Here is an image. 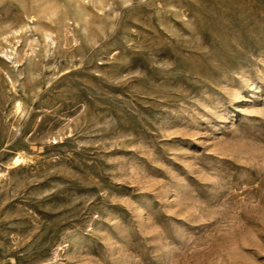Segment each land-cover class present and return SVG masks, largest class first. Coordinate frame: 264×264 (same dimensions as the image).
<instances>
[{"label": "rangeland", "instance_id": "374dc122", "mask_svg": "<svg viewBox=\"0 0 264 264\" xmlns=\"http://www.w3.org/2000/svg\"><path fill=\"white\" fill-rule=\"evenodd\" d=\"M0 264H264V0H0Z\"/></svg>", "mask_w": 264, "mask_h": 264}, {"label": "bare ground", "instance_id": "6f19581e", "mask_svg": "<svg viewBox=\"0 0 264 264\" xmlns=\"http://www.w3.org/2000/svg\"><path fill=\"white\" fill-rule=\"evenodd\" d=\"M18 158V157H17Z\"/></svg>", "mask_w": 264, "mask_h": 264}]
</instances>
